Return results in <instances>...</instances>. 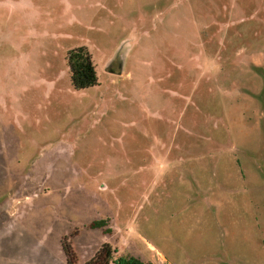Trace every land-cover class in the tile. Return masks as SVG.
Returning a JSON list of instances; mask_svg holds the SVG:
<instances>
[{"label":"rangeland","instance_id":"374dc122","mask_svg":"<svg viewBox=\"0 0 264 264\" xmlns=\"http://www.w3.org/2000/svg\"><path fill=\"white\" fill-rule=\"evenodd\" d=\"M104 244L264 264V0H0V264Z\"/></svg>","mask_w":264,"mask_h":264},{"label":"trees","instance_id":"16d2710c","mask_svg":"<svg viewBox=\"0 0 264 264\" xmlns=\"http://www.w3.org/2000/svg\"><path fill=\"white\" fill-rule=\"evenodd\" d=\"M66 65L70 74L71 85L75 90H83L97 85L95 67L90 53L85 47L70 50L66 54ZM104 222H94L91 228H101ZM66 264H76L77 258L69 247H64ZM116 253L109 245L101 246L95 256L85 264H144L135 258H114Z\"/></svg>","mask_w":264,"mask_h":264},{"label":"crops","instance_id":"0c3cea01","mask_svg":"<svg viewBox=\"0 0 264 264\" xmlns=\"http://www.w3.org/2000/svg\"><path fill=\"white\" fill-rule=\"evenodd\" d=\"M151 248V247H150ZM161 258H162V256H161ZM163 259V258H162Z\"/></svg>","mask_w":264,"mask_h":264}]
</instances>
